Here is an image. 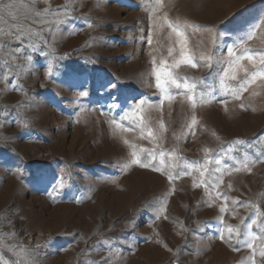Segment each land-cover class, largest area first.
<instances>
[{
  "label": "rangeland",
  "instance_id": "374dc122",
  "mask_svg": "<svg viewBox=\"0 0 264 264\" xmlns=\"http://www.w3.org/2000/svg\"><path fill=\"white\" fill-rule=\"evenodd\" d=\"M11 3V14L0 11V28L23 29L25 54L12 58L14 40L0 51V243L35 250L36 264H98L105 257L111 264H252L249 257L264 264L255 225V254L235 238H220L232 226L247 240L245 225L257 218V208L264 213V160L250 163V170L236 164L246 155L250 161L264 156V81L249 85L240 99L221 85L238 86L223 76L227 46L236 45L238 54L249 49L257 63L264 54V0H163L157 16L197 26L185 29L196 68L160 65L162 59L171 64L167 48L177 47L178 56V46L166 25L154 28V0ZM201 56L213 57L211 67ZM154 67L203 81L195 108L186 90L174 86L175 99L161 104ZM211 88V97L200 102L199 93ZM142 99L151 105L142 116L155 141L146 130L142 137L139 127L120 132L111 124ZM122 123L133 127L131 120ZM133 144L164 150L166 165L175 167L157 172L130 164ZM217 155L224 157L220 172H214ZM202 166L209 169L203 178ZM168 171L190 174L169 181ZM209 173L219 177L218 189L193 187ZM225 203L229 211L222 214Z\"/></svg>",
  "mask_w": 264,
  "mask_h": 264
},
{
  "label": "snow or ice",
  "instance_id": "6c2138e0",
  "mask_svg": "<svg viewBox=\"0 0 264 264\" xmlns=\"http://www.w3.org/2000/svg\"><path fill=\"white\" fill-rule=\"evenodd\" d=\"M13 5L11 3V0H9L8 3H5L4 0H0V11L8 10L9 14H11V9ZM64 7H67L65 5ZM163 7V0H154V4L152 6V13H153V24L154 28L157 31H162L165 28V25L167 29L170 30L169 32V39L171 40L173 34L175 36V45L178 46V56H174V53L177 52V47L169 46L167 48V56L172 58L171 64L169 65V62L167 60L162 59L160 61L161 66H169L171 68H179L181 65H188L192 68L198 67L197 62H195L192 55L189 54L188 48H187V38H186V31L185 29L187 27H197L194 25H188L187 23L181 24L178 21H170L167 18V14L165 13L163 16H157L156 13L160 11V9ZM57 20H59V16H57ZM59 22H63L60 20ZM89 27H91V24H88ZM258 27V25L256 26ZM255 31V28L253 29V32H250L246 39H241L239 41V47L243 48L244 44L247 40H251L253 38V33ZM23 29L20 27L16 28L15 32H12L11 30L5 31L3 28H0V37H3L4 39H0V51H3L6 47H12L13 46V40L16 42L15 46L12 47V52L10 55L13 59L16 58V54H20L23 56L24 53V44H23ZM147 42L149 45L152 44V36L151 34L147 38ZM237 46H227L226 51V59L223 61V63H226L227 68L223 72V76L231 79L232 81H237L238 86L236 87H227V85L224 84V81H221V85L224 88V92L226 95H231L234 99H240L241 94L244 91L248 90V86L251 84H255L257 80L264 81V54L259 55V63H257V55L253 52H251L247 48H243V51L238 54L237 52ZM200 59L204 62L205 66L211 67V62L213 57L212 56H201ZM27 60L29 62L32 61L31 56H27ZM242 61H247L249 65H251V70L248 67H245L242 65ZM152 63L155 65L156 61L153 59ZM5 64H8V61H5ZM243 71L245 73V76L243 78H238V72ZM153 72L155 74V80H156V87L160 89L162 93H164V99L161 100V104L164 103V100H167L169 102L173 101L175 99V96L170 92V87L174 86L176 89L183 88L186 90L184 95L187 96L188 101L190 102L191 106L195 108L197 104V86L198 83H203V81H192L189 82L187 78H182L175 74L172 71H161L159 68L154 67ZM53 74V68L52 66H48V75L51 78ZM181 81H183L181 83ZM205 88L207 86L205 85ZM215 89L211 88L208 89L206 92L201 91L199 93V100L200 102H204L205 96L211 97L212 92H214ZM88 95L87 91H81L80 96L86 97ZM145 101L142 99L138 103L134 105L131 109L128 110V113L121 115L119 117V120L116 118H113L111 120V124L114 125V130L120 131V132H130L134 130V127H139L141 136H144L145 130L147 131V137L151 138L152 141H155L157 137L155 136L152 128L148 127L144 117L142 116L143 112H146L150 110L151 105L144 106ZM111 107H117L116 105H112ZM243 108V105H241ZM125 120H131L133 121V127H125L124 123L122 121ZM197 123L195 117L192 118L191 124L195 125ZM160 129L164 130V124L163 122H160ZM191 131V128L189 129ZM125 143L127 144L128 141L125 140ZM236 144H244L245 141L237 140L235 142ZM133 151L131 152V159L129 161L132 165H138L140 167L144 168H151L154 171L157 172H164L166 166L169 169H172L175 167L173 164H167L165 157L169 155L164 150L157 151L156 148H144L140 147L139 150H137V146L135 144L131 145ZM205 152H208V149H205ZM224 157L217 155L215 158V165L217 166L214 169V172H220L219 165L221 164V161ZM260 160H264V156H261L258 160H249L247 155L245 156V159L243 161H236L237 165L242 166L246 170H250L249 164L250 163H256ZM127 166V165H125ZM200 171V176L203 178L205 176L206 172H209V169L206 166H202L201 169H197ZM225 170H228V166H225ZM233 170L240 171L241 167H235ZM167 177L169 181H173L177 179L180 175H189L190 172L187 171H181L179 173L173 174L172 171H168ZM210 178L209 179H202L201 183H196L194 181L193 187H200L204 186L205 191L208 192L211 190H216L219 188V184L216 183V179H219V177H214L212 173H209ZM231 187V185H229ZM216 196L221 197L223 200L227 201L226 196H222V194L219 191H216ZM220 213H225L229 211L227 203L223 204L219 208ZM232 211H235V209H232ZM257 212V218L251 219V222L246 224L245 227L248 229L246 235L248 237L247 240L241 241L240 237L242 236V233L240 229L234 228L232 226H226V232L227 237L224 236V233L221 232V239H227L228 241H231L232 239H237V243H243L246 247L253 250V253L257 251L256 248H253V243L258 238L255 233L251 231L253 225H255L259 231L260 236L259 239L264 242V221L258 222V218L261 215H264V213H260L259 209H256ZM220 220L223 221V215H221ZM243 223V221H241ZM107 243V242H105ZM39 247V245H37ZM6 248L7 251L11 252L16 259H6L3 252L0 251V264H36V256H38V253L35 252V250L28 251L24 248H21L20 251H15L10 245H5L0 243V249ZM238 250V249H235ZM259 255L261 257H264V247H260L258 249ZM249 260L252 261V264H255V261L252 260V257H249ZM92 264H97V262H92ZM98 264H111V257H105L102 258Z\"/></svg>",
  "mask_w": 264,
  "mask_h": 264
}]
</instances>
